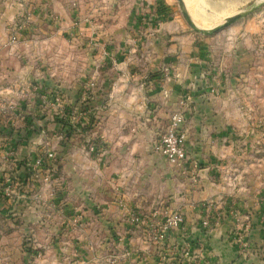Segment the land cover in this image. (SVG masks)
<instances>
[{
  "label": "crops",
  "instance_id": "crops-1",
  "mask_svg": "<svg viewBox=\"0 0 264 264\" xmlns=\"http://www.w3.org/2000/svg\"><path fill=\"white\" fill-rule=\"evenodd\" d=\"M156 10L160 22L145 21ZM54 37L81 55L64 63L74 66L65 82L104 81L98 93L46 92L55 79L36 56ZM213 50L171 0H0V225L3 212L24 210L45 264H264L254 255L264 249V189L245 152L253 142L239 139V78ZM176 110L186 117L184 165L154 151ZM53 148L63 169L46 183L33 163ZM5 186L35 201H5ZM165 208L185 221L155 241L149 228L163 216H151ZM137 211L144 221H132ZM210 211L218 219L204 230Z\"/></svg>",
  "mask_w": 264,
  "mask_h": 264
},
{
  "label": "rangeland",
  "instance_id": "rangeland-1",
  "mask_svg": "<svg viewBox=\"0 0 264 264\" xmlns=\"http://www.w3.org/2000/svg\"><path fill=\"white\" fill-rule=\"evenodd\" d=\"M185 1L186 9L197 25L199 24L194 16V5L198 7L202 15L211 18L210 21L199 25L204 28L220 25L230 15L244 12L254 5L262 3L258 9L244 18L239 19L213 35H205L196 32L189 25L183 15V9L179 0H171L176 14L185 23L187 28L208 40L210 44H213L214 55L219 57L221 61L223 57H226L225 63L231 67L233 66L237 72L236 76H238L239 81L236 90L232 93H239V108L241 106L244 107L243 112L239 114V127L241 128L239 130V139H245L250 143L253 142V144H249L246 151L240 146L239 153H243L242 150H244L250 156V162L256 164L252 169L255 173L260 171L262 175L261 188L264 189V144H255V140L264 141V0H201V2L193 0L194 4L190 0ZM225 4L231 5L230 9L227 11L217 10V8ZM13 43L11 41L10 44ZM43 50L36 57L46 58V68H51L52 77L55 79L50 86L45 87L47 93H65L63 90L65 85H72L73 87L77 85L80 87L79 89L89 95L90 93H94V91L98 93L97 91H100L101 87L104 86V81H100L97 84L96 79L95 81H91L87 77L80 80V76L76 78L79 81L77 84L74 81L65 82L63 75L68 71L70 64L65 66L64 63L66 61L71 62L75 57L81 56L78 54L74 44H66L60 38L54 37L52 42L47 43ZM101 68L105 69L106 67ZM70 69L74 70V66L70 67ZM72 79L75 80V76ZM35 85L37 88L40 87L38 83ZM87 101V99L83 100V105L89 110L90 106L86 104ZM85 108H83V112H87ZM248 127L250 128L249 131L246 130ZM166 128L165 123L162 132ZM158 137L154 139V142ZM53 149L51 151L55 154V160L53 163L54 168L51 170L52 178L61 173V170H59L61 166L63 169V165L58 158L59 154L55 152L57 151L56 148ZM46 152H43V154ZM12 189L5 186L2 195L5 201L11 199L14 200V203L19 201H35L34 198H29V192L16 189L14 193ZM24 212V210L3 212L2 225H0L2 228V232H0V264H45L42 246L33 241L32 236L27 232L26 227H24L26 224ZM16 225L20 228H16ZM16 230L18 234L15 232Z\"/></svg>",
  "mask_w": 264,
  "mask_h": 264
},
{
  "label": "built area",
  "instance_id": "built-area-1",
  "mask_svg": "<svg viewBox=\"0 0 264 264\" xmlns=\"http://www.w3.org/2000/svg\"><path fill=\"white\" fill-rule=\"evenodd\" d=\"M145 21L149 22H160V16L156 13L151 17H144ZM17 35L11 36V41L16 42ZM57 100H59L57 98ZM73 119H76V113L70 114ZM186 121L185 113L182 110L173 111L169 117V123L166 130L158 137L154 142L155 152L161 154L170 164L184 165L188 160V151L186 148L187 135L184 129V124ZM91 150H94L92 145ZM55 154L52 151H48L45 154H38L34 159V168L41 172L46 170L43 180L47 183L50 182L52 178V171L54 166ZM49 170V172H48ZM120 205L124 208V202L120 201ZM208 209H213L215 204L209 202L207 205ZM212 211V210H211ZM209 212L204 219H202V227L204 230L210 229L214 223L217 222L218 214L216 211ZM159 214L163 216L161 222H157L150 225L149 234L155 241L164 242L168 238L169 234L177 229H180L185 221V215L180 210H173L165 208L162 211H154L151 217L156 218ZM236 221L238 223L239 211H233ZM264 217V215H263ZM145 217L141 212H134L132 214V221L139 223L144 221ZM234 241L240 248L242 254H246L247 250L251 247L250 242L245 238L239 229L234 231ZM255 256H260L264 258V249L258 252H254Z\"/></svg>",
  "mask_w": 264,
  "mask_h": 264
},
{
  "label": "water",
  "instance_id": "water-1",
  "mask_svg": "<svg viewBox=\"0 0 264 264\" xmlns=\"http://www.w3.org/2000/svg\"><path fill=\"white\" fill-rule=\"evenodd\" d=\"M179 3L183 9V15L185 17V19L187 20V22L189 23V25L198 33L201 34H205V35H213L214 33L220 31L221 29L231 25L232 23L238 21L241 18H244L245 16L251 14L253 11H255L256 9H258L261 4H257L254 5L253 7H251L250 9L244 11V12H240V13H236L234 15H230L222 24L220 25H216L214 27L211 28H203L200 27L199 25H197L193 19L191 18V15L189 14V12L186 9V4L184 0H179Z\"/></svg>",
  "mask_w": 264,
  "mask_h": 264
},
{
  "label": "bare ground",
  "instance_id": "bare-ground-1",
  "mask_svg": "<svg viewBox=\"0 0 264 264\" xmlns=\"http://www.w3.org/2000/svg\"><path fill=\"white\" fill-rule=\"evenodd\" d=\"M192 3H193V0H190ZM196 1V0H195ZM198 2V1H197ZM194 4V3H193ZM194 13H195V19L197 20V22H198V24L199 25H202V24H204V23H206V22H208V21H210L211 20V18H209V17H205L204 15H202L201 13H200V10L198 9V7L197 6H195L194 5ZM204 28V27H203Z\"/></svg>",
  "mask_w": 264,
  "mask_h": 264
}]
</instances>
